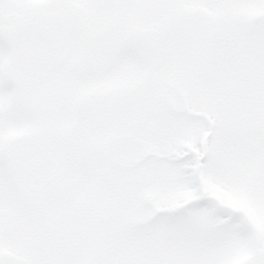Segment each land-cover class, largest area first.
<instances>
[{
	"label": "snow or ice",
	"instance_id": "snow-or-ice-1",
	"mask_svg": "<svg viewBox=\"0 0 264 264\" xmlns=\"http://www.w3.org/2000/svg\"><path fill=\"white\" fill-rule=\"evenodd\" d=\"M0 264H264V0H0Z\"/></svg>",
	"mask_w": 264,
	"mask_h": 264
}]
</instances>
